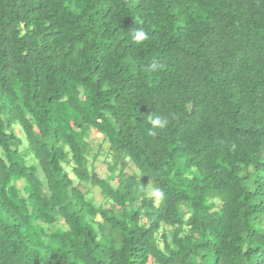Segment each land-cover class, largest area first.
I'll use <instances>...</instances> for the list:
<instances>
[{
    "label": "trees",
    "instance_id": "trees-1",
    "mask_svg": "<svg viewBox=\"0 0 264 264\" xmlns=\"http://www.w3.org/2000/svg\"><path fill=\"white\" fill-rule=\"evenodd\" d=\"M0 264H264V0H0Z\"/></svg>",
    "mask_w": 264,
    "mask_h": 264
},
{
    "label": "clouds",
    "instance_id": "clouds-1",
    "mask_svg": "<svg viewBox=\"0 0 264 264\" xmlns=\"http://www.w3.org/2000/svg\"><path fill=\"white\" fill-rule=\"evenodd\" d=\"M134 30L131 31V40L136 44H143L145 41L149 40V34L143 27H134ZM146 119L150 124V128L148 130L149 136H156L157 130H163L168 125V120L166 117L161 115H154L150 113L146 115ZM155 195L159 198L163 197V192L157 190Z\"/></svg>",
    "mask_w": 264,
    "mask_h": 264
},
{
    "label": "rangeland",
    "instance_id": "rangeland-1",
    "mask_svg": "<svg viewBox=\"0 0 264 264\" xmlns=\"http://www.w3.org/2000/svg\"><path fill=\"white\" fill-rule=\"evenodd\" d=\"M103 137L98 135V134H94L92 136V143L94 145L95 148H98V146H100L101 143H103ZM105 149H109L108 145L105 146ZM102 160H100V162L102 163ZM101 163H97L96 167L98 168V173L100 175H102V177H106L107 173L105 171V169L103 168V165ZM130 169L129 171H127L128 173H131L132 171L135 170V166L134 165H131L130 166ZM83 191H86L87 189L85 188V186H82L81 187ZM91 192H92V195L94 196V198L96 199V202L97 204H101V202H103V198L101 197V193H100V190L98 189H95V188H91ZM151 196L153 197H156L155 193L153 191H151Z\"/></svg>",
    "mask_w": 264,
    "mask_h": 264
}]
</instances>
